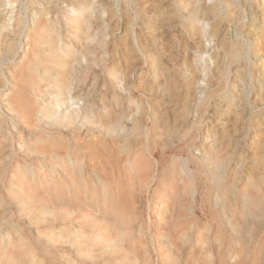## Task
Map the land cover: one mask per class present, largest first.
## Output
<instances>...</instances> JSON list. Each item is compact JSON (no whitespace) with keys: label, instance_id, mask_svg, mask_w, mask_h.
<instances>
[{"label":"rangeland","instance_id":"obj_1","mask_svg":"<svg viewBox=\"0 0 264 264\" xmlns=\"http://www.w3.org/2000/svg\"><path fill=\"white\" fill-rule=\"evenodd\" d=\"M79 1L50 0L47 18ZM103 1L99 14L87 8L96 20L85 37L64 26L58 42L93 47L96 73L59 108L86 98V115L50 153L0 163V264H163L165 250L166 264H264V0H194L215 3L214 16L192 20V32L183 17L156 22L134 51L132 0ZM152 2L160 15L176 4ZM15 5L0 0L7 75L30 46L14 34ZM35 10L20 13L26 24ZM50 85L46 102L61 95Z\"/></svg>","mask_w":264,"mask_h":264},{"label":"bare ground","instance_id":"obj_2","mask_svg":"<svg viewBox=\"0 0 264 264\" xmlns=\"http://www.w3.org/2000/svg\"><path fill=\"white\" fill-rule=\"evenodd\" d=\"M10 2L16 4L12 25L14 34L24 32L29 38L30 46L23 57L17 63L15 62L16 66L11 68L8 75L3 72L2 68L0 69V102L3 104H0V163L3 165L10 161L12 154L19 156L20 153H24L26 156L39 158L50 153L53 146L57 144L56 136L62 132V129L67 127L65 132L61 133L66 136L72 130L71 125L78 118L86 115L89 110L86 98L75 112H66L59 108L66 103L62 98L65 97L67 91L79 87L89 72L96 73L91 70L94 57L88 55L93 47L85 45L83 50L74 51L59 46L58 42L62 34L61 28L64 26H68L64 28L66 31H80L81 36L85 37L87 28L93 24L92 20H96L92 14L93 11H87V8L92 7L91 10L97 8L96 12L99 14V8L103 6L104 1L99 0V4H93L90 0H80L75 6V14H65L58 22L47 18L49 10L45 4L50 0H45V3L37 0L29 2L10 0ZM152 3V0H132V51L135 46H145L144 40L152 43L153 38L148 30L154 28L156 22L176 23V20L179 21V18L183 17L188 26L185 27L192 32V20L203 15L205 17L214 16L216 13L215 3L208 6L194 0H176V4H170V10L166 14L160 15L156 13L157 10L153 11ZM30 6L36 10L30 16V23L26 24V20H23L20 13ZM149 12H153L154 16H150ZM9 19L3 16L0 45H3L8 36L5 34V29L8 27L6 22ZM143 33H145L144 36ZM9 50L11 47H8L7 51ZM78 52L81 53L80 56ZM2 64L3 61H0V67ZM43 81L51 83L50 87L55 89V92H60L61 95L54 101L46 102V98L43 99ZM117 123L116 119L108 125V128L115 130ZM138 124L139 116L132 113V126ZM12 129H16V136L13 135ZM5 149H8V155L5 154ZM149 221L153 223L155 219L150 218ZM208 231L207 225L199 226L197 238L200 239ZM149 234L154 244L156 241L155 239L153 241L154 237L151 233ZM166 244L171 245L169 241H166ZM159 260L166 264L172 258L165 250L159 253Z\"/></svg>","mask_w":264,"mask_h":264}]
</instances>
